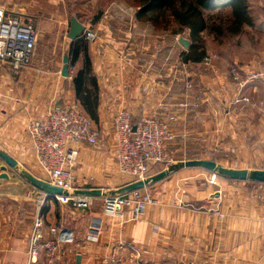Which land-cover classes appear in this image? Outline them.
Listing matches in <instances>:
<instances>
[{
  "label": "crops",
  "instance_id": "1",
  "mask_svg": "<svg viewBox=\"0 0 264 264\" xmlns=\"http://www.w3.org/2000/svg\"><path fill=\"white\" fill-rule=\"evenodd\" d=\"M247 2L249 6L251 0ZM58 5V0H0L6 17L19 14L37 22L58 13ZM258 5L259 9L264 7V0H259ZM110 9L121 19L115 20L104 9L93 25L99 39L87 43L91 72L98 86L97 121H92L100 141L96 146L79 145L73 172L81 189H113L128 181L118 175L114 161L111 118L120 105L131 110L134 121L141 114L156 112L165 119L174 111L178 126L187 127V90L181 70L186 63V49L179 44L183 36L156 37L159 35H155L150 23L136 19L139 6ZM232 62L248 65L262 75L243 87L249 95L257 94L255 99L259 103L255 129L243 132L257 134L258 156L264 158V46L255 53L245 48V53L234 56ZM33 64L38 65L34 54L32 65L20 70L0 64V149L13 157L19 167L42 179L25 130L26 120L41 115L65 93L72 95L73 86L68 83L67 87L65 78L58 74L41 76L32 68ZM220 84V89L210 92V109L202 112L203 105H199L193 110L199 120L194 124L200 127L194 130L197 141L210 134L205 132L208 127L218 126L213 120L219 101L232 103L237 99L239 90H234L232 82ZM224 105L228 108L227 102ZM225 122L229 126L225 129L227 139L234 141L233 127L230 129L234 120L229 116ZM174 123L170 124L174 137L187 140V134L176 133ZM3 164L0 158V167ZM210 172L198 166L174 169L142 190L157 191V202L142 209L137 219L121 222L102 215L98 197L92 196L89 208H74L68 199L53 196L40 203L41 195L33 192V186L17 171L0 168V264H53L55 260L59 264H76L77 255L79 264H130L131 260L133 264H264V201L250 196L246 181L220 175L213 186L209 182ZM2 173L8 178L1 177ZM187 180L195 184L189 188ZM198 184L200 187H195ZM36 214L42 217L45 238H54L48 233L49 227L62 226L71 231L73 240L60 244L57 258L40 253L29 263L26 251ZM108 257H112L110 263Z\"/></svg>",
  "mask_w": 264,
  "mask_h": 264
},
{
  "label": "built area",
  "instance_id": "2",
  "mask_svg": "<svg viewBox=\"0 0 264 264\" xmlns=\"http://www.w3.org/2000/svg\"><path fill=\"white\" fill-rule=\"evenodd\" d=\"M36 38V28L31 20L19 14L6 17L5 9L0 6V64L7 63L13 70L31 66ZM78 38L85 43H95L99 34L92 24L83 23V30ZM203 61L210 65L208 57H204ZM261 76L248 65L235 66L229 72V78L237 84L239 90L234 102L250 104L248 97L240 96V91L249 80L259 79ZM222 77L224 79L226 76ZM183 82L186 90L192 87L186 71L183 74ZM199 99L200 97L195 95L194 100L199 103ZM174 121L173 116L163 119L157 113L141 114L134 121L133 113L128 107L120 105L116 109L111 118L114 161L118 175L128 179L126 184L143 181L152 175L153 167L167 162L163 144L170 138L169 124ZM25 127L42 179L68 191L81 189L73 172L78 160L79 145L87 143L96 146L100 141L98 128L92 119L73 105L56 101L47 106L41 115L27 119ZM118 188L102 190V215L107 219L121 222L135 220L140 216L142 209L157 202V198L154 199L149 191L142 192L145 187L124 193H111ZM33 192L41 195L40 203L48 197L35 187ZM52 196L56 199H68L74 208H89L93 200L92 196L85 195ZM42 227V217L36 214L27 244L29 263L34 262L40 253L57 258L60 244L73 240L71 231L62 226L49 227L48 233L54 238H45ZM111 261L112 257H108L107 262ZM53 264H57V260ZM130 264H133L132 260Z\"/></svg>",
  "mask_w": 264,
  "mask_h": 264
},
{
  "label": "rangeland",
  "instance_id": "3",
  "mask_svg": "<svg viewBox=\"0 0 264 264\" xmlns=\"http://www.w3.org/2000/svg\"><path fill=\"white\" fill-rule=\"evenodd\" d=\"M58 1V13L55 12L53 13V15L44 16V19L38 22L36 20H32L37 32L34 55L38 64H33L32 68L38 70V73L41 76L45 77L51 74H58L57 76L61 75V68L59 67L62 66V57L64 53L68 54L69 60L71 58V44H69L68 42L70 41V39L67 38V30L69 29L67 27V22L71 16L83 19V22L91 24V19L98 12L101 11L103 13L104 9L108 11L109 15H112L116 20L117 18L121 19V16L117 17L118 15H114L113 10L110 9L111 7L113 9H116V7H135L132 0ZM258 4L259 0H251L249 8L252 23L249 25H243V30L238 35L230 36L229 34H226L220 38L221 40L217 41L214 38L215 35L213 34V32L204 31L200 34L202 43L205 44L206 47V55L204 57H208L210 59V65H206L202 59V61L199 63H185V65H183L184 68H181L182 73L184 74V72L186 71L187 78L192 82V87L187 89L186 91L185 102L187 105V112L185 114V118L187 117V127L178 126L179 122H177L176 120V114H174V111L168 114V116L174 117L175 123L177 122L176 124L174 123L176 133L179 134L180 132L181 136L185 133L187 134L186 137L189 138L187 140H183L178 137V135L174 137L170 128V124L173 122H170V138L163 144V151L166 155L167 162L162 163V165H156L155 167H153L152 172L156 171V173H158L159 171L165 170L174 164L183 163L184 161L191 159H210L224 166L234 168L264 169V158L258 156L260 145L257 140V134L246 133L245 135V133L243 132H246L248 128L252 130L255 129L254 123L257 122V112L259 104L255 99L257 94L253 93L249 95L247 91L245 92L246 89L242 87L243 90L241 91L240 96L248 97V99L250 100V104L243 103L242 101H232L231 103L230 101H225V99H222V101H219V103L217 102L218 104L216 105V109L214 112L215 120H213V122L218 126H210L205 130L207 134L210 133L208 136L206 134L207 137L205 138H207V140H204L205 138H200L201 141H197V136L194 130L195 128L199 129L200 127L194 124V121L195 123H197L199 120L196 113H194L193 111L199 108V105H203V107H201V110L198 109L202 112L210 109L208 106L212 105L213 103V92H210H216L217 88L220 89V87L218 86L221 85L220 83L224 85L225 82H227L228 84H231L232 82L234 85V90L236 91L238 89L237 84L229 78V72L235 66H241V63L239 62H232L234 56L240 57V53H245V48L255 53L258 50H261L262 46H264V7L259 9L260 6ZM62 10L64 11L63 13H61ZM225 16L226 14H222L214 18L219 17L221 19H224ZM210 23H213V18L210 19ZM175 27L176 26H173L170 29ZM152 31L155 33V35H159L156 37L164 35L166 36L167 34L169 36L175 35V33L170 34V30H164L160 26H154V28L152 27ZM179 34L180 36H183L189 40V32L187 29H185L182 33L179 32ZM185 49L187 50V48ZM80 55L81 54L78 55L77 59L72 64H70V61H68L67 77L61 75L63 78H65L64 81L65 83H67V87H69V84H71V87L73 86L72 79L78 70H88L86 72L88 78L94 76L93 72H91L89 58L84 57V54L81 56ZM121 63L122 61L120 62V64ZM237 71L240 72V70ZM226 72L228 73L226 74ZM221 76L226 77L223 79V77L221 78ZM219 79L225 82H222ZM240 80H242V75L240 76ZM216 81L218 83H216ZM61 86L63 88L65 87L64 84H62ZM89 87L90 89H92L93 85L90 83ZM72 89V95H66L65 93L63 95L65 96V99L61 98L60 101H66L67 103L73 105L78 111L85 114L83 110L80 109L81 105L75 97L74 87H72ZM195 95H198L200 97L199 101L201 102L198 103L197 100H194ZM224 102H227L228 108L225 107ZM189 104H193L194 106L191 107ZM156 113L159 115V112ZM191 115L192 118H190ZM229 116L234 120L233 126H230V129L233 127L234 141L227 139L228 137L225 131L227 127L229 128V126L226 125L225 122V120ZM165 119H167V117ZM220 119H222V121ZM205 128L206 127H204V129ZM256 131L257 128L255 132ZM213 134H215L216 136H213ZM219 177L220 175L211 171L209 182L214 186L216 185L217 178ZM195 182L198 183L197 181ZM246 183L247 185H249L248 192L250 193V196L264 201V183L251 181H246ZM192 184L195 183H192L191 180H187V185L189 186V188H191ZM195 187H200V184L196 185ZM149 192L154 199L158 198L157 191L150 190ZM97 200L98 204H102V197L99 196ZM58 255L59 251L57 252V257ZM57 264H59V260H57Z\"/></svg>",
  "mask_w": 264,
  "mask_h": 264
},
{
  "label": "trees",
  "instance_id": "4",
  "mask_svg": "<svg viewBox=\"0 0 264 264\" xmlns=\"http://www.w3.org/2000/svg\"><path fill=\"white\" fill-rule=\"evenodd\" d=\"M139 6L135 16L138 21L150 23L151 26L170 30V34H179L188 30L189 46L183 53L186 63H199L206 55L205 44L202 43L201 33L213 32L215 40L219 41L223 35H238L243 30V25L252 23L250 8L247 0H132ZM213 11V12H211ZM211 12V13H209ZM226 14L224 19L214 18ZM102 12H98L91 24L96 25ZM213 18V23L210 19ZM81 23L83 19L77 18ZM220 20V21H219ZM175 28L170 29L171 27ZM172 32V33H171ZM228 32V33H227ZM72 64L79 54L88 58L87 43L81 38L71 42ZM88 70H78L72 79L75 97L79 101L85 114L97 121V81L95 77H87ZM93 87L90 89L89 84Z\"/></svg>",
  "mask_w": 264,
  "mask_h": 264
},
{
  "label": "water",
  "instance_id": "5",
  "mask_svg": "<svg viewBox=\"0 0 264 264\" xmlns=\"http://www.w3.org/2000/svg\"><path fill=\"white\" fill-rule=\"evenodd\" d=\"M83 30V23L78 21L74 16L70 18L69 29L67 32V38L70 40H75L78 38ZM179 43L184 48H188L189 40L184 37L179 38ZM61 75L67 77L68 75V54L64 53L62 57V66H61ZM134 129V127H133ZM0 158L4 161L0 168L1 170H5L6 167H9L24 178L29 184L33 187L37 188L40 193L47 194L48 196L56 195V196H69V195H85V196H93L99 197L103 194V191L98 188H84V189H74L71 191L65 190L61 187L51 185L45 180L39 179L33 176L24 168L19 167L17 161L6 154L4 151L0 149ZM182 166H198L205 169H208L218 175L227 177L229 179L238 180V181H256L264 183V169H248V168H234L229 166H224L220 163H217L214 160L210 159H191L184 161L183 163L174 164L168 167L165 170L159 171L154 175L144 179L143 181H135L128 183L118 189H115L113 192L124 193L135 189H141L146 187L149 184H153L164 177H166L169 173H171L174 169ZM1 177L8 178L6 173H2ZM80 255L76 256V264H79Z\"/></svg>",
  "mask_w": 264,
  "mask_h": 264
}]
</instances>
